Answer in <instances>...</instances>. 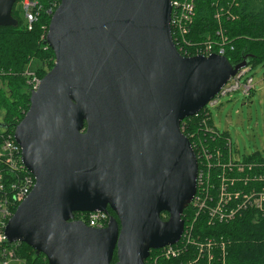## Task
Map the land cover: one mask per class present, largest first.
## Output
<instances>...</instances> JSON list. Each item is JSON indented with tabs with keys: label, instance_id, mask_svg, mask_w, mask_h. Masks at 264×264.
Wrapping results in <instances>:
<instances>
[{
	"label": "water",
	"instance_id": "1",
	"mask_svg": "<svg viewBox=\"0 0 264 264\" xmlns=\"http://www.w3.org/2000/svg\"><path fill=\"white\" fill-rule=\"evenodd\" d=\"M18 1L0 0V27L17 26ZM172 11V0H61L46 36L55 66L14 132L35 186L5 228L9 244L49 264H147L182 240L199 186L182 123L246 64L183 56ZM109 209L103 229L75 219Z\"/></svg>",
	"mask_w": 264,
	"mask_h": 264
},
{
	"label": "trees",
	"instance_id": "2",
	"mask_svg": "<svg viewBox=\"0 0 264 264\" xmlns=\"http://www.w3.org/2000/svg\"><path fill=\"white\" fill-rule=\"evenodd\" d=\"M31 1L36 3L33 9L36 20L31 30L26 22L23 0L17 2L12 12L13 18L17 20V26L0 27V115L2 116L0 149L6 139L14 137L15 128L30 108L33 87L28 73H34L42 80L55 66L56 57L46 43V36L53 13L61 0ZM224 7L237 16L229 19L228 14L223 11ZM187 39L198 47L210 41L223 40V46L226 47L225 57L234 67L243 63L254 67L264 66V0H196V12ZM35 62H39L40 66L33 70ZM205 110L206 108L198 115L184 120L182 131L190 139L192 146L195 141L202 140L207 141L209 146H219L223 149L226 144L225 137L210 135L205 130L204 119H207L206 123L209 126L212 125ZM193 148L198 154L195 145ZM255 160L257 159H249L247 162L251 164ZM213 170L215 174L221 172L219 168ZM0 172L5 173L6 178L12 177L9 174L10 169L1 161ZM250 175L252 176L253 173ZM218 184L211 188L213 204L218 202ZM251 184L249 182L245 185L244 181H241L237 187L244 188L248 192ZM259 188L258 184L249 192ZM7 189L12 191L10 187ZM109 215L115 216L110 209ZM168 217L167 213L162 216L164 220ZM75 219H83L88 224V213H76ZM183 220L189 234L197 242L213 239L220 243L223 239L227 243L228 264H264V211L252 207L248 211H243L229 224L213 225L209 224L210 220L205 213L197 216L196 208L192 204L184 212ZM190 247V256H192L197 247L193 244ZM5 248L13 250L15 259L25 264H49L43 254H37L26 244H1L0 254ZM156 252L151 251V256ZM3 260L4 258L0 256V262ZM116 261L115 256L113 263Z\"/></svg>",
	"mask_w": 264,
	"mask_h": 264
},
{
	"label": "built area",
	"instance_id": "3",
	"mask_svg": "<svg viewBox=\"0 0 264 264\" xmlns=\"http://www.w3.org/2000/svg\"><path fill=\"white\" fill-rule=\"evenodd\" d=\"M25 7V17L29 29L36 20V15L33 9L36 3L31 0H23ZM172 34L178 51L185 57L205 56L212 54L225 56L226 47L223 46V40L216 42H208L202 46H194L187 39L190 33V26L196 12V0H172ZM223 11L228 14L229 19L236 17L230 10L223 8ZM220 15V14H219ZM218 16V15H217ZM219 19V18H218ZM225 39V38H224ZM192 48V50H190ZM217 49L216 51H214ZM250 64L240 69L235 76L222 88L216 97L209 102L205 107L207 116L212 122L209 106L216 108L220 105V99L228 96H233L237 93H242L244 96H250L256 89L254 78L248 74L254 69ZM31 77L30 84L33 90H37L41 79L36 77L34 73H28ZM207 119H204L205 130L211 135H222L225 137V147L222 149L219 146H209L207 141H199L198 162L199 169V186L197 196L193 202L197 216L205 213V216L210 220L209 224H229L237 219L243 211H248L252 207L264 211V156L253 154L244 158L243 161H236L233 158L232 143L228 136L221 134L213 124L209 126ZM217 137V136H216ZM216 141V140H215ZM249 159H257L255 162H247ZM1 163L10 169V178H6V174L0 172V245L8 243L5 236V228L9 220L15 214L19 205L29 196L35 186V178L24 167L22 162V150L17 144L14 137L6 139L0 149ZM215 168H219L221 172L215 174ZM25 172H27L25 174ZM228 172H234L241 175L240 178L228 177ZM253 175L251 176L250 174ZM216 176L215 178L213 177ZM246 176V177H245ZM13 178V179H12ZM220 182L219 184L217 182ZM244 181L247 185L252 183L251 189L260 185L259 189L251 192H246L244 188H238L237 184ZM213 182V183H212ZM258 183V184H257ZM218 188V202L214 203L211 188ZM10 187L12 191L7 188ZM255 194V195H254ZM216 202V201H215ZM213 204V205H211ZM110 220L109 213L96 212L88 213V226L92 228H106ZM81 221H84L83 219ZM196 245V251L190 256V245ZM188 246V248H187ZM184 247V248H183ZM150 256L147 264H226L227 258V243L222 241L215 242L209 239L205 242L195 241L189 234L188 227L185 225V232L182 240L174 245L165 247ZM195 255V256H193ZM3 261L0 264H8L9 261L15 259V253L11 249L5 248L0 254Z\"/></svg>",
	"mask_w": 264,
	"mask_h": 264
},
{
	"label": "rangeland",
	"instance_id": "4",
	"mask_svg": "<svg viewBox=\"0 0 264 264\" xmlns=\"http://www.w3.org/2000/svg\"><path fill=\"white\" fill-rule=\"evenodd\" d=\"M39 66V62H35L33 70L38 69ZM248 76L254 78L256 85V89L250 96L246 97L242 93H237L221 98L220 105L216 108L210 106L208 108L213 126L221 134L230 138L233 158L240 162L253 154L264 156V66H256ZM0 123H2L1 115ZM199 141L193 143L197 153ZM227 176L241 177L234 172H228ZM225 262L228 264L226 257Z\"/></svg>",
	"mask_w": 264,
	"mask_h": 264
},
{
	"label": "crops",
	"instance_id": "5",
	"mask_svg": "<svg viewBox=\"0 0 264 264\" xmlns=\"http://www.w3.org/2000/svg\"><path fill=\"white\" fill-rule=\"evenodd\" d=\"M8 264H25L23 261L18 260V259H14L12 261H9Z\"/></svg>",
	"mask_w": 264,
	"mask_h": 264
}]
</instances>
